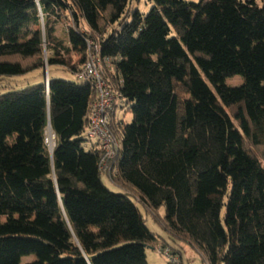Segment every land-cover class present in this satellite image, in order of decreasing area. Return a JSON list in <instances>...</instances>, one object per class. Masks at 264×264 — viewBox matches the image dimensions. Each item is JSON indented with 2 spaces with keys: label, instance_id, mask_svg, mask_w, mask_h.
I'll return each instance as SVG.
<instances>
[{
  "label": "trees",
  "instance_id": "obj_1",
  "mask_svg": "<svg viewBox=\"0 0 264 264\" xmlns=\"http://www.w3.org/2000/svg\"><path fill=\"white\" fill-rule=\"evenodd\" d=\"M150 1L144 14L130 0H0V79L45 53L75 75L91 39L132 116L109 111L120 149L101 168L90 81L0 94V264H147L146 248L170 245L130 197L205 264H264V0Z\"/></svg>",
  "mask_w": 264,
  "mask_h": 264
},
{
  "label": "rangeland",
  "instance_id": "obj_2",
  "mask_svg": "<svg viewBox=\"0 0 264 264\" xmlns=\"http://www.w3.org/2000/svg\"><path fill=\"white\" fill-rule=\"evenodd\" d=\"M129 9H137L141 13H146L149 8L152 6L150 0H130ZM69 23L68 15L63 18L60 22L55 25V37L60 40L63 45H68L67 38V24ZM80 24L83 26L82 21ZM112 27H116L114 24ZM45 76L48 78H60L67 81L77 82L75 75H73L66 67L51 64L47 66L46 63V53L44 54V64L42 68H36L29 72H26L22 75L17 76H6L0 79V94L10 91L22 89L26 86L33 85L45 80ZM226 84L229 86H238L242 83V78L239 76H234L232 78L226 79ZM116 114L119 118H122L126 122H130L132 116L131 112L127 108L125 101H121L119 98L116 100ZM46 143L49 151H52L55 145V136L51 132L50 128L46 130ZM101 180L103 184L112 192L122 193L123 190L114 185L107 176L104 174L101 175ZM131 200L137 205L142 217L145 219L146 226L152 231L161 244V241L164 240L170 247L175 248L180 251L182 264H205L201 254L191 245L183 243L181 241L173 240L168 236V234L163 230L162 226L153 220L151 214H146L144 207L136 201L134 197H130ZM156 214L159 216L164 215V208L161 207L156 211ZM147 264H167V261L164 257L156 251V248H146L145 249ZM35 259L33 254L25 255L21 257V264L31 262Z\"/></svg>",
  "mask_w": 264,
  "mask_h": 264
},
{
  "label": "built area",
  "instance_id": "obj_3",
  "mask_svg": "<svg viewBox=\"0 0 264 264\" xmlns=\"http://www.w3.org/2000/svg\"><path fill=\"white\" fill-rule=\"evenodd\" d=\"M98 50L99 46L91 39H87V59L75 77L78 81H90L95 89L96 99L90 105L89 122L85 133L87 138L98 143L102 150L99 165L104 168L116 157L120 149V141L113 136L109 128V111L118 97L105 79V68L111 67L113 59L101 58ZM45 86L47 89V81ZM156 251L164 257L167 264H182L181 257L169 246H157Z\"/></svg>",
  "mask_w": 264,
  "mask_h": 264
},
{
  "label": "clouds",
  "instance_id": "obj_4",
  "mask_svg": "<svg viewBox=\"0 0 264 264\" xmlns=\"http://www.w3.org/2000/svg\"><path fill=\"white\" fill-rule=\"evenodd\" d=\"M47 81V77L45 76V82Z\"/></svg>",
  "mask_w": 264,
  "mask_h": 264
},
{
  "label": "crops",
  "instance_id": "obj_5",
  "mask_svg": "<svg viewBox=\"0 0 264 264\" xmlns=\"http://www.w3.org/2000/svg\"><path fill=\"white\" fill-rule=\"evenodd\" d=\"M47 77V76H46ZM48 78V77H47Z\"/></svg>",
  "mask_w": 264,
  "mask_h": 264
}]
</instances>
